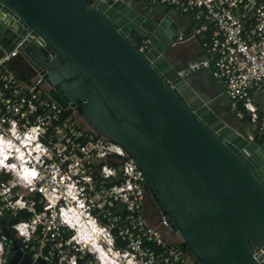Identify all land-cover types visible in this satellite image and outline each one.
<instances>
[{
	"label": "water",
	"instance_id": "water-1",
	"mask_svg": "<svg viewBox=\"0 0 264 264\" xmlns=\"http://www.w3.org/2000/svg\"><path fill=\"white\" fill-rule=\"evenodd\" d=\"M178 31L135 0H0V50L17 48L50 98L135 155L197 263L264 264V141L228 125L171 63Z\"/></svg>",
	"mask_w": 264,
	"mask_h": 264
},
{
	"label": "built area",
	"instance_id": "built-area-1",
	"mask_svg": "<svg viewBox=\"0 0 264 264\" xmlns=\"http://www.w3.org/2000/svg\"><path fill=\"white\" fill-rule=\"evenodd\" d=\"M143 1L171 9L187 21V28L175 36L176 44L196 42L200 53L180 74L212 71L224 86L230 112L254 127L251 139L261 137L264 118L256 96L264 92V0ZM149 45L147 37L142 39L140 50L147 52ZM19 54L15 48L0 55V119L35 132L36 146L52 152L45 183L36 173L38 182L31 188L33 196L41 194L45 211H38L31 200L8 208L33 213L13 229L34 264H124L119 255L133 257L126 264H197L178 238H166L145 215L147 189L135 155L85 130L73 116L64 117L68 110L49 97L43 77L28 80L11 71L8 64ZM19 159L24 176L27 160ZM2 167L10 172L11 167ZM161 224L170 230L162 214ZM85 237L93 241L92 249L82 247ZM0 239L8 249L0 264H8V238ZM118 239L126 243L125 249L117 247Z\"/></svg>",
	"mask_w": 264,
	"mask_h": 264
},
{
	"label": "rangeland",
	"instance_id": "rangeland-1",
	"mask_svg": "<svg viewBox=\"0 0 264 264\" xmlns=\"http://www.w3.org/2000/svg\"><path fill=\"white\" fill-rule=\"evenodd\" d=\"M155 11L156 13H161V14L164 12H168L171 16L175 17V19L178 21L179 24L181 25L183 24V21L180 19L179 15H177L176 12L171 9L166 10L164 8H159V9L155 8ZM175 52H177V47H175L168 53V57L171 58L173 55H175ZM10 66L12 70H14L15 72L19 74H22L25 77H30V78L34 77V73L31 70H29L27 63L23 62L22 58L20 57L15 58L14 61L10 63ZM188 66L189 64L184 66L183 69L187 68ZM199 72L204 78L206 84L210 88L215 87L218 89V85L220 86L221 83L217 78L214 77L213 74H211L209 71H199ZM226 101H227V98L225 96H221L216 99V103L218 105V108H217L216 107L217 105L215 106L214 104V110L216 111V113L228 125L238 129L239 131H241L243 134H245L249 138L254 136V131H255L254 127L248 126L244 122H241L240 120L235 118V116L231 114V112L228 111L227 108H224L223 110L221 109L220 106L223 105L225 107L224 103ZM70 115L76 119H79V121H82L83 128L85 130L87 131L90 130L91 127L87 123H85L82 119L83 116H82L80 107L71 109ZM15 127H17L15 123H11V122L6 123L0 119V149L2 150V153L5 152L4 157H6L7 155H8V158H9V155L16 157L14 159L10 158L12 163L6 165L12 168V169L8 168V170H10L9 173H7V171H5L6 169L2 167L5 165L4 164L2 165L1 161L3 160L0 158V163H1L0 176L3 173L9 174V177L6 180H1L0 182V205L3 204L1 205V208H0V211L3 212L2 213L3 216L0 214V217H1L0 225L2 224V226H5V223L8 222L7 218L5 217L6 213L4 214L3 208L8 210V208H10L9 206L11 205L16 206L20 201H21L20 203H22L23 201L31 200L33 198V193H32L31 188L33 186H36V183L38 182V179H36V175L39 173L40 177L44 179L43 183H45L46 177L51 172V168L48 164L51 163L50 157L52 156L51 155L52 152L51 154L49 153L46 154L43 148L36 146L37 143L33 142L35 140V132H32V131L28 132L29 129H20L18 127L17 128ZM26 133L27 135H25ZM23 156H25V159L27 160V162L26 164H24L25 166H23L22 171L26 172V174L24 176H21L20 175L21 172L20 170L16 169V165L21 164V160L18 158L23 157ZM0 179H2V177H0ZM151 224L153 226H158L160 231L169 240L171 241L178 240L174 232L170 231L167 227L161 224V219H159V221H152ZM100 236H103V235L101 234ZM9 240L10 239H8V242ZM2 241L5 242V240L0 239V259L5 257L6 252L8 250L6 246L3 247L1 245ZM89 242L90 244L88 242H82L83 243L82 247L85 246L84 248H86V250L92 249L91 244L93 241H89ZM10 245L13 246V250L14 252H16L15 241H12V243H9V248H11ZM116 258L119 262L121 261V263L126 264L127 262L129 263V261L133 257L130 256L125 259L121 255H119Z\"/></svg>",
	"mask_w": 264,
	"mask_h": 264
},
{
	"label": "crops",
	"instance_id": "crops-1",
	"mask_svg": "<svg viewBox=\"0 0 264 264\" xmlns=\"http://www.w3.org/2000/svg\"><path fill=\"white\" fill-rule=\"evenodd\" d=\"M155 8H158V9L159 8H164V9H166V7L161 6V5H156ZM153 10H155V9H153ZM156 14L161 16V15L169 14V13L168 12H164L162 14L161 13H156ZM171 17L178 23V21L175 19L174 16H171ZM180 19L183 21V24L181 25V24L178 23L179 29L187 28V26H188L187 21L184 20L181 17H180ZM199 51H200L199 50V46H198V44L196 42L192 41V42H186V43H183V44H178L177 45V52L178 53L175 52V55H173L171 58L169 57V60L171 61V63L175 67H177V68H179L181 70V69L184 68V66H186L187 64L191 63L192 61H194V60H196L198 58L199 53H200ZM3 53L4 52H2L0 50V55H2ZM14 59L11 62H13ZM22 61L25 62L24 59H22ZM10 63L8 64V68L11 71H13L16 75H18L20 78L28 79V80H35V79L38 78L37 75H35V74H34L33 78H30V77H25L22 74H19V73L15 72L14 70L11 69ZM28 68H29V66H28ZM29 70H31V69L29 68ZM202 71H209L211 74H213L212 71H210V70H202ZM190 77L193 79L194 88L197 89L198 91L202 92V93L207 94L211 99H213L215 106L217 105L216 99L221 97V96H225L227 98V101L224 103L225 107L223 105L220 106V107H221L222 110L224 108H227L228 111H230L229 99H228V97L225 94V89H224V86H223V84L221 82H220L221 84L219 83L221 87L218 85V89L215 88V87L210 88L206 84V82H205L204 78L202 77V75L200 74V72H196V73L190 75ZM256 102H257L258 107L260 108V111L264 114V92L259 93L256 96ZM216 107L218 108V105ZM26 261H27V257H26L25 254L23 256H21V257L19 256V254H17V255H12L10 257L8 264H27Z\"/></svg>",
	"mask_w": 264,
	"mask_h": 264
},
{
	"label": "trees",
	"instance_id": "trees-1",
	"mask_svg": "<svg viewBox=\"0 0 264 264\" xmlns=\"http://www.w3.org/2000/svg\"><path fill=\"white\" fill-rule=\"evenodd\" d=\"M135 3L137 5H142V6H148V10H153L155 9L156 5H153L152 3H148V5H146V2L143 0H135ZM168 8H166L167 10ZM71 116L70 115V110L66 111L64 113V117H68ZM261 118H264V114L261 112L260 113ZM76 119V118H75ZM79 121V119H76ZM80 124L82 123V121H79ZM83 126V123L81 124ZM90 132L95 133V131L90 128V130H88ZM96 134V133H95ZM97 135V134H96ZM100 136V135H97ZM0 177H2L1 180H6L9 177V174L3 173ZM40 199H41V194L36 193L35 196H33V198L31 199V201L35 202V208L38 211H45L44 206L40 203ZM3 205V204H1ZM0 205V208H1ZM4 214L6 213L5 217L7 218L8 222L5 223V226H2V224L0 225V237L5 235L7 236L9 240V243H12V241H15L16 243V252H14L13 250V246L10 245V257L11 255H17L19 254V256H23L24 254L27 257V264H34V258L33 255L30 254L26 249H25V244L23 243L22 238L17 234V232L13 229V226L15 224H17L18 222H20L21 220H28L33 216V213L27 209L24 210H19L18 212H14L13 210L10 209H5L3 208ZM3 212L0 211V214L2 215ZM3 216V215H2ZM1 218V217H0ZM115 234L117 235V232H115ZM184 247L185 250H188L187 247L183 244L182 245ZM117 247L120 249H125L127 247L126 243L121 241L120 239L117 240ZM83 262H80V264H82Z\"/></svg>",
	"mask_w": 264,
	"mask_h": 264
},
{
	"label": "flooded vegetation",
	"instance_id": "flooded-vegetation-1",
	"mask_svg": "<svg viewBox=\"0 0 264 264\" xmlns=\"http://www.w3.org/2000/svg\"><path fill=\"white\" fill-rule=\"evenodd\" d=\"M252 140L256 141L259 144H262L264 141V134L261 137H256ZM144 212H145V215L148 217L150 222L159 221V219H161V213H160L158 207L156 206V204L154 203V201L152 200V198L150 197L148 192L146 194V202H145Z\"/></svg>",
	"mask_w": 264,
	"mask_h": 264
},
{
	"label": "bare ground",
	"instance_id": "bare-ground-1",
	"mask_svg": "<svg viewBox=\"0 0 264 264\" xmlns=\"http://www.w3.org/2000/svg\"><path fill=\"white\" fill-rule=\"evenodd\" d=\"M4 153H5V152L2 153V150L0 149V158L3 160V161H1V163L4 164V165L11 164L12 162H11L10 158H13V159H14V158H16V157H14V156H10V155H9V158H7V159L4 160V158H5V157H4V155H5ZM10 154H11V153H10ZM12 155H13V154H12ZM7 156H8V155H7ZM18 159H19V158H18ZM7 162H8V163H7ZM16 162H17V161H16ZM1 163H0V165H1ZM19 163H20V162H19ZM16 168H17L18 170H21V164H20V165L17 164V165H16ZM80 224H81V223H80ZM80 224H78V225H80ZM83 227H84V224H81V228H82V229H83ZM95 232H96V231H95ZM95 236H97V235L95 234ZM85 238H86V240H87V239H90L89 237H85ZM92 240H95V239H92ZM89 241H90V240H89ZM87 242H88V240H87ZM88 243L90 244V242H88ZM89 244H88V245H89ZM91 246H92V245H91Z\"/></svg>",
	"mask_w": 264,
	"mask_h": 264
}]
</instances>
